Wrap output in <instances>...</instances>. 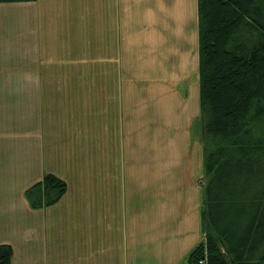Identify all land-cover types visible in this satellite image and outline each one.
<instances>
[{
  "label": "crops",
  "instance_id": "crops-1",
  "mask_svg": "<svg viewBox=\"0 0 264 264\" xmlns=\"http://www.w3.org/2000/svg\"><path fill=\"white\" fill-rule=\"evenodd\" d=\"M153 1L0 2V244L12 264H188L202 241L184 249L176 177L168 193L133 191L135 154L183 112L173 79L151 81L149 66L135 78V6ZM46 174L67 191L33 208L26 191Z\"/></svg>",
  "mask_w": 264,
  "mask_h": 264
},
{
  "label": "trees",
  "instance_id": "trees-1",
  "mask_svg": "<svg viewBox=\"0 0 264 264\" xmlns=\"http://www.w3.org/2000/svg\"><path fill=\"white\" fill-rule=\"evenodd\" d=\"M20 1L34 0H0ZM198 18L205 239L188 264H264V0H198ZM66 191L46 174L26 196L42 208ZM12 256L0 244V264Z\"/></svg>",
  "mask_w": 264,
  "mask_h": 264
},
{
  "label": "rangeland",
  "instance_id": "rangeland-1",
  "mask_svg": "<svg viewBox=\"0 0 264 264\" xmlns=\"http://www.w3.org/2000/svg\"><path fill=\"white\" fill-rule=\"evenodd\" d=\"M138 3H142V0ZM138 3L135 15L144 20L142 25L136 23L131 39L134 45L135 78L141 84L146 81L149 78V66L151 81L159 78V73L173 79L169 81L167 90L172 89L174 95L177 93V96H182L181 102L176 100V103L181 110L183 107V112L177 125L168 127L171 132L157 138V143L156 139L150 140L149 151L146 149L145 156L142 153L135 154L133 191L168 193L174 187L170 178L176 177L175 191L181 194L183 210L178 225L182 228L186 249L197 240L205 239L202 211L207 175L201 113L198 0H168L166 3L154 0L150 2V9ZM6 15L5 25L14 31V10ZM165 61L171 70L164 72L162 66ZM174 129L176 131H172ZM159 146L165 148L164 158ZM143 160L148 164L142 163ZM120 181L122 185L129 186L126 179ZM126 188L121 187L120 193Z\"/></svg>",
  "mask_w": 264,
  "mask_h": 264
},
{
  "label": "built area",
  "instance_id": "built-area-1",
  "mask_svg": "<svg viewBox=\"0 0 264 264\" xmlns=\"http://www.w3.org/2000/svg\"><path fill=\"white\" fill-rule=\"evenodd\" d=\"M197 264H208L207 258L200 259Z\"/></svg>",
  "mask_w": 264,
  "mask_h": 264
}]
</instances>
